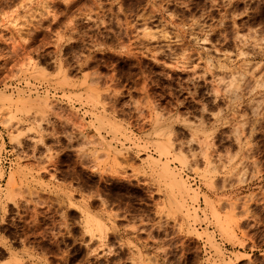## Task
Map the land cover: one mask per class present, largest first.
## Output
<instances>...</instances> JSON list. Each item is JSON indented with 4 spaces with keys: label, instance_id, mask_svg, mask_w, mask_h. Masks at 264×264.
<instances>
[{
    "label": "rangeland",
    "instance_id": "1",
    "mask_svg": "<svg viewBox=\"0 0 264 264\" xmlns=\"http://www.w3.org/2000/svg\"><path fill=\"white\" fill-rule=\"evenodd\" d=\"M0 183V264H264V0H0Z\"/></svg>",
    "mask_w": 264,
    "mask_h": 264
},
{
    "label": "built area",
    "instance_id": "2",
    "mask_svg": "<svg viewBox=\"0 0 264 264\" xmlns=\"http://www.w3.org/2000/svg\"><path fill=\"white\" fill-rule=\"evenodd\" d=\"M16 87L18 88H22L24 90H26V92L28 91H31L32 93H35V92H38V93H42L44 91V87L42 84L40 83H37V82H30L29 85L25 84L24 81H19V82H13V83H10V87L9 89H12V90H15ZM3 170H9V161L5 160L4 163H3ZM192 178L191 177V181H192ZM196 180H194L192 182V184H195ZM1 185V183H0Z\"/></svg>",
    "mask_w": 264,
    "mask_h": 264
},
{
    "label": "bare ground",
    "instance_id": "3",
    "mask_svg": "<svg viewBox=\"0 0 264 264\" xmlns=\"http://www.w3.org/2000/svg\"><path fill=\"white\" fill-rule=\"evenodd\" d=\"M185 202V201H184ZM183 209L185 210V208L183 207ZM189 212V211H188Z\"/></svg>",
    "mask_w": 264,
    "mask_h": 264
}]
</instances>
